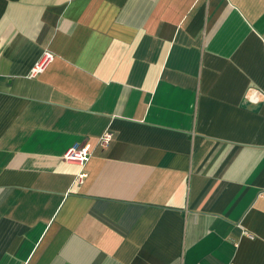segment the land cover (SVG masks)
<instances>
[{
    "label": "crops",
    "instance_id": "1",
    "mask_svg": "<svg viewBox=\"0 0 264 264\" xmlns=\"http://www.w3.org/2000/svg\"><path fill=\"white\" fill-rule=\"evenodd\" d=\"M0 264H264V0H0Z\"/></svg>",
    "mask_w": 264,
    "mask_h": 264
},
{
    "label": "built area",
    "instance_id": "2",
    "mask_svg": "<svg viewBox=\"0 0 264 264\" xmlns=\"http://www.w3.org/2000/svg\"><path fill=\"white\" fill-rule=\"evenodd\" d=\"M52 59V55L44 52L38 61L31 67L30 76H36L41 72L47 63ZM112 140V133L110 130H105L98 138L97 144L101 147H106ZM92 152L91 143L85 141L83 143H76L69 147L63 154V160L67 163H75L78 165V171L75 174V181L80 182L86 177L85 165L88 162Z\"/></svg>",
    "mask_w": 264,
    "mask_h": 264
}]
</instances>
